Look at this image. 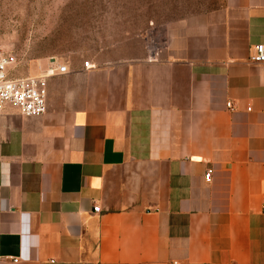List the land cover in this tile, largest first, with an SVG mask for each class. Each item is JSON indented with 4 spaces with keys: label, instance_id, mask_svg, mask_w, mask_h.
<instances>
[{
    "label": "crops",
    "instance_id": "1",
    "mask_svg": "<svg viewBox=\"0 0 264 264\" xmlns=\"http://www.w3.org/2000/svg\"><path fill=\"white\" fill-rule=\"evenodd\" d=\"M152 40L68 61L42 115L4 106L0 264H264V0Z\"/></svg>",
    "mask_w": 264,
    "mask_h": 264
},
{
    "label": "rangeland",
    "instance_id": "2",
    "mask_svg": "<svg viewBox=\"0 0 264 264\" xmlns=\"http://www.w3.org/2000/svg\"><path fill=\"white\" fill-rule=\"evenodd\" d=\"M222 0H0V46L15 57L12 77L41 73L131 37L153 38ZM40 67V68H39Z\"/></svg>",
    "mask_w": 264,
    "mask_h": 264
},
{
    "label": "built area",
    "instance_id": "3",
    "mask_svg": "<svg viewBox=\"0 0 264 264\" xmlns=\"http://www.w3.org/2000/svg\"><path fill=\"white\" fill-rule=\"evenodd\" d=\"M157 46L152 38L148 39L146 51L148 61H156ZM253 63H264V45H255L250 54ZM15 62V57L0 46V113L5 105H10L22 116H38L46 112L47 79L55 75L67 73L66 63L52 58L46 68L39 74L25 77H12L8 69ZM89 61L83 62L84 69L93 68ZM40 68V67H39ZM230 107V103L226 104ZM210 170L204 174L205 181L210 180ZM93 211L97 212L98 207Z\"/></svg>",
    "mask_w": 264,
    "mask_h": 264
}]
</instances>
